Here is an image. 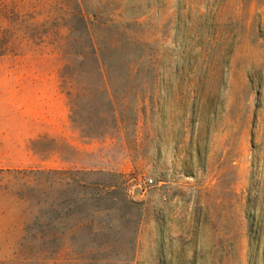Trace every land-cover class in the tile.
<instances>
[{"label":"rangeland","instance_id":"374dc122","mask_svg":"<svg viewBox=\"0 0 264 264\" xmlns=\"http://www.w3.org/2000/svg\"><path fill=\"white\" fill-rule=\"evenodd\" d=\"M88 31L106 82L43 91ZM1 33L0 264H264V0H0Z\"/></svg>","mask_w":264,"mask_h":264},{"label":"trees","instance_id":"16d2710c","mask_svg":"<svg viewBox=\"0 0 264 264\" xmlns=\"http://www.w3.org/2000/svg\"><path fill=\"white\" fill-rule=\"evenodd\" d=\"M84 20V18L82 17ZM14 36L11 35V38L6 37V34L1 33L0 34V54L2 53H9L11 51L12 43L11 39ZM57 40L62 41L63 37L60 35H56ZM10 37V36H9ZM28 39L35 44V46H40L44 44L46 41V34H30V36H27ZM87 37L89 39V47L85 49H81L78 52H62L61 55L65 56L66 58H77L79 60V64L76 67H71V63L68 62V64L65 65L62 75L60 76L61 79L68 80V79H74V78H85L89 77L90 75L97 76L98 78L104 80L106 82V79L109 77V66L104 62L102 54L95 48V43L93 40L92 35L88 31ZM7 38V41H4V39ZM9 39V40H8ZM12 46V47H11ZM88 59H92L95 62L94 68L91 70V72H87L86 70H83L81 68L83 62H86ZM18 174H21L19 172ZM4 171L0 169V198L8 196V184L1 185L2 181L5 179ZM9 211V208L4 210V213Z\"/></svg>","mask_w":264,"mask_h":264},{"label":"crops","instance_id":"0c3cea01","mask_svg":"<svg viewBox=\"0 0 264 264\" xmlns=\"http://www.w3.org/2000/svg\"><path fill=\"white\" fill-rule=\"evenodd\" d=\"M57 82L52 84V85H57V87H51V88H46L43 91L45 92H52L60 97H64V94L62 93V88L61 85L63 84L62 79H57ZM71 112L69 109L67 108H58V109H54V110H48L46 117L47 119L45 120L46 123V130L44 132L48 133L50 131H57L59 134L63 135L64 138L66 139V141H69V136L73 135V130L75 129V127L73 126V120L71 117ZM48 129V130H47ZM44 133L39 136H37V138H41L42 136L44 137ZM69 135V136H68ZM59 164L68 166L65 167L64 169H69V170H76V167L73 166L72 162H65V161H61L58 162ZM42 164L44 165H50L51 161L49 160H44L42 161ZM70 165V166H69Z\"/></svg>","mask_w":264,"mask_h":264},{"label":"built area","instance_id":"2783aa9c","mask_svg":"<svg viewBox=\"0 0 264 264\" xmlns=\"http://www.w3.org/2000/svg\"><path fill=\"white\" fill-rule=\"evenodd\" d=\"M154 180L153 179H146L145 180V182H144V185H145V187H150V186H152V185H154Z\"/></svg>","mask_w":264,"mask_h":264}]
</instances>
